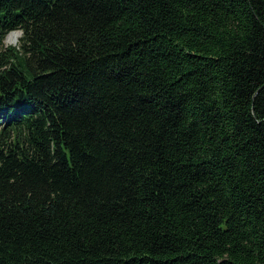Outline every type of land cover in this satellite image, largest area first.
Wrapping results in <instances>:
<instances>
[{
  "label": "trees",
  "instance_id": "obj_1",
  "mask_svg": "<svg viewBox=\"0 0 264 264\" xmlns=\"http://www.w3.org/2000/svg\"><path fill=\"white\" fill-rule=\"evenodd\" d=\"M0 264H264V0H0Z\"/></svg>",
  "mask_w": 264,
  "mask_h": 264
},
{
  "label": "clouds",
  "instance_id": "obj_2",
  "mask_svg": "<svg viewBox=\"0 0 264 264\" xmlns=\"http://www.w3.org/2000/svg\"><path fill=\"white\" fill-rule=\"evenodd\" d=\"M24 32L25 30L21 26L10 29L7 34V36L11 37L9 43L17 49H21L24 42L22 39V37L24 36Z\"/></svg>",
  "mask_w": 264,
  "mask_h": 264
},
{
  "label": "rangeland",
  "instance_id": "obj_3",
  "mask_svg": "<svg viewBox=\"0 0 264 264\" xmlns=\"http://www.w3.org/2000/svg\"><path fill=\"white\" fill-rule=\"evenodd\" d=\"M9 40H10V37L6 36L4 41H3L4 49L7 48V47H11L12 46L11 44H9Z\"/></svg>",
  "mask_w": 264,
  "mask_h": 264
},
{
  "label": "bare ground",
  "instance_id": "obj_4",
  "mask_svg": "<svg viewBox=\"0 0 264 264\" xmlns=\"http://www.w3.org/2000/svg\"><path fill=\"white\" fill-rule=\"evenodd\" d=\"M10 39H11V37H10ZM10 44V43H9Z\"/></svg>",
  "mask_w": 264,
  "mask_h": 264
}]
</instances>
